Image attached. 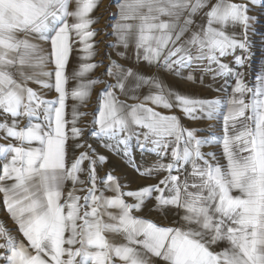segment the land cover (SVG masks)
<instances>
[{
  "label": "snow or ice",
  "instance_id": "6c2138e0",
  "mask_svg": "<svg viewBox=\"0 0 264 264\" xmlns=\"http://www.w3.org/2000/svg\"><path fill=\"white\" fill-rule=\"evenodd\" d=\"M250 2L256 4L259 0ZM98 3L0 0V117L5 121L0 122V130L5 132V139L16 141L0 146V193L23 238L14 237L0 224V262L264 264V76L257 77L252 87L242 78L236 80L233 91L239 96L229 101L223 117V138L217 140L198 139L195 130L183 128L176 116L162 115L146 103L131 107L120 104L110 89L123 91V81L136 76L131 69L120 70L117 83L101 94L94 119L98 131L92 135L115 141L117 152L123 145L125 156L129 155L128 143L133 136L141 150L151 143L150 151L161 157L171 148L172 161L158 165V170L168 175L158 184L123 192L109 173L100 183L115 195L106 197L102 192L97 195L96 160L88 152L68 164L64 109L70 37L74 32L84 46L85 58H90V41L95 35L90 28L95 23L90 14ZM119 9L122 22L115 26L119 42L125 48L134 42L138 58L142 50L143 59L149 63L163 61L164 67L171 68L174 64L189 67L195 61L207 60L210 65L218 64L221 72H228L230 69L219 62V57L237 47H248L246 38L237 40L224 30L229 23L247 29L246 4L228 0H123ZM201 15L206 23L197 27L195 17ZM38 41L50 42L48 55ZM49 58L55 63V101L42 99L28 87L29 81L51 87L39 79L50 74L36 71ZM244 59L238 57L237 63L242 65ZM94 67L85 64L73 75L82 76ZM109 75H113L111 70ZM136 79L158 90L145 97L146 102L165 109L178 107L190 119L197 118V111L214 119L220 109L219 100L192 99L166 90L156 80L142 76ZM95 83L79 84L72 90V98L85 100ZM73 115L71 138L78 139V114L74 111ZM9 117L11 123L7 122ZM21 117L27 119L24 127H19ZM212 143L222 144L225 163L217 160L214 152L201 151L205 144ZM105 146L113 150L111 144ZM98 159L106 161L104 156ZM85 160L89 161L87 181L79 175ZM152 171L140 175H151ZM173 171L183 172V179ZM68 181L72 188L65 192ZM85 183L90 187L77 188ZM165 190L169 195H164ZM153 193L155 210L176 209L178 219L171 226L132 215L133 210L142 209L146 199L153 198ZM125 196L136 203H126ZM117 236L122 240L117 241ZM220 242H226V247L217 251L213 246Z\"/></svg>",
  "mask_w": 264,
  "mask_h": 264
},
{
  "label": "crops",
  "instance_id": "0c3cea01",
  "mask_svg": "<svg viewBox=\"0 0 264 264\" xmlns=\"http://www.w3.org/2000/svg\"><path fill=\"white\" fill-rule=\"evenodd\" d=\"M123 0L120 1L122 3ZM216 0H213L215 3ZM230 3L246 4L247 6L254 5L250 0H228ZM120 5V4H119ZM120 13L119 6L117 8V14ZM90 15H93L90 14ZM196 26L206 23V18L201 16L195 17ZM112 23L108 27L106 33L105 45L106 51L105 59L99 60L100 55L97 53L98 42L93 36L90 43L93 48L91 49L92 55L90 58H85L86 53L83 51V44L80 43L79 38L71 34V50L69 52L68 61L65 68V73L68 77L66 90L68 95L65 99V125L66 133L69 139L66 143L67 150V162L70 165L74 158L79 157L82 152H88L92 159L96 160V175H97V195L101 192L106 197H112L115 193L108 191L101 183L100 180L111 173L113 177L119 182L121 191H137L143 187L149 185L158 184L161 179L168 175L167 171L158 170L159 164H168L172 161L171 148L167 150V155L161 157L155 152L150 151L153 147L151 143H148L144 150H141L137 145L136 137L133 136L128 143L129 155L125 156L123 153V145H120V151L117 152L115 141H109L104 137H97L92 135L93 131H98V126L94 124V119L98 115V107L101 94L105 88L117 83V76L121 75V71H127L131 69L136 76H142L146 80H156L160 82L163 87L168 90H172L180 95L187 96L192 99L203 100H219L221 102L220 109L215 114L214 119H208L204 113L197 111L194 115L195 119L188 118L180 108L173 107L171 109H165L163 107H157L150 102L145 101V97L155 94L158 90L151 83H143L136 79V76L128 77L124 80L125 88L121 91L119 88L110 89L113 91L120 104L125 107H131L132 105L146 103V106L153 107L155 111L162 115H174L176 116L181 126L185 129L195 130V135L198 139H211L222 140L224 133V121L223 117L227 114L230 107L229 101L233 96H239L238 93H234L236 86V80L242 78L243 82L248 85V79L246 78L247 65L245 59L243 64L237 63L238 57H245L246 50L237 47L234 50H229L228 53L222 57H219V62L227 65L230 71L221 72L218 64H209L207 60L195 61L189 67H180L178 65H172L171 68H166L163 65V61L159 63H149L143 59L144 53L141 50L139 58L135 49L134 42H130L128 48H125L117 38L115 26L120 21V16L116 15L111 21ZM96 25V24H95ZM91 30L95 32V26H90ZM227 35L237 39H244V26L236 23H229L224 28ZM188 35V34H186ZM45 49V55H48L51 51L50 42L43 44ZM93 64L95 67L89 71H86L82 76L74 77V73L79 72L83 65ZM54 61L49 58L47 63L42 69L36 71L47 72L50 75H41L39 79L48 83L51 87H41L40 84L29 81L28 87H31L38 95L46 101H55L58 99V93L55 91V69ZM109 70L113 72V75H109ZM237 73L242 74L241 77L237 76ZM191 77L189 79L188 77ZM90 81H97L91 86L90 93L83 101L79 99H73L71 92L79 84H88ZM247 101V96H246ZM173 103L175 100L173 98ZM58 106V105H57ZM78 114L76 120V127L80 130V137L78 139H72V120L74 118L73 113ZM42 113V109H41ZM42 120V116H41ZM0 122H5L3 117H0ZM8 123H11L9 117ZM35 122V120L33 121ZM27 123V119L21 117L19 120V127H24ZM135 127V126H134ZM136 131H143L136 128ZM5 132L0 130V146L7 145L8 143H16L11 138L5 139ZM143 137L141 136V140ZM106 144H111L113 150H109ZM77 145H83V147H77ZM91 146V147H89ZM201 151L205 154L214 152L217 160L221 163H225L223 160L222 144L212 143L205 144ZM94 153V155H93ZM104 156L105 162H100L98 157ZM211 159V158H209ZM88 166L89 161L85 160L82 164L84 171L80 173V179L87 181L88 178ZM148 169H152L151 175L142 176L140 172H145ZM139 170V171H138ZM190 170V166H189ZM173 175H179L181 180L184 177V173H177L173 171ZM90 187L87 183L84 185H77V188ZM164 188V185H160ZM72 188V184L68 181L65 185V192ZM79 195L85 193L78 192ZM156 193H153V198L146 199L144 205L140 211L133 210L132 215L147 220H151L158 225L171 226V222L178 219L176 209L165 208L160 211L155 210V197ZM164 195H169L165 190ZM126 203L135 204L136 201L131 197H123ZM82 202V201H81ZM109 211L117 212V209H109ZM105 219H107L105 217ZM0 224H3L14 237L23 239L17 230V226L11 218L10 213L4 203V195L0 193ZM117 241L122 240V237H115ZM2 242V241H0ZM26 243V241H25ZM217 251L226 247V242H220L218 245L213 246ZM2 264V262H0ZM163 264V262H159Z\"/></svg>",
  "mask_w": 264,
  "mask_h": 264
},
{
  "label": "rangeland",
  "instance_id": "374dc122",
  "mask_svg": "<svg viewBox=\"0 0 264 264\" xmlns=\"http://www.w3.org/2000/svg\"><path fill=\"white\" fill-rule=\"evenodd\" d=\"M121 0H99L97 8L92 12L90 18L95 21V35L98 42L97 53L100 55L99 60L105 59L106 45V33L107 29L112 23L114 17L117 14V8ZM247 16L249 17L248 27L244 28V39L248 45L245 53V63L247 65L246 78L248 79L249 87L254 86L257 83V77L264 76V0H259L254 5L247 6ZM91 13V14H92ZM68 22L72 23V18H68ZM96 24V25H95ZM73 34V33H72ZM74 35V34H73ZM71 41V39H70ZM43 48V44L46 42L38 41ZM72 48V47H71ZM55 69V63L54 68ZM55 74V72H54Z\"/></svg>",
  "mask_w": 264,
  "mask_h": 264
}]
</instances>
